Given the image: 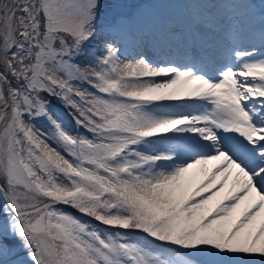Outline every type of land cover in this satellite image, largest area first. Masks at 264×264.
I'll use <instances>...</instances> for the list:
<instances>
[{
    "label": "snow or ice",
    "instance_id": "1",
    "mask_svg": "<svg viewBox=\"0 0 264 264\" xmlns=\"http://www.w3.org/2000/svg\"><path fill=\"white\" fill-rule=\"evenodd\" d=\"M104 7L0 0V264H264V5Z\"/></svg>",
    "mask_w": 264,
    "mask_h": 264
},
{
    "label": "rangeland",
    "instance_id": "2",
    "mask_svg": "<svg viewBox=\"0 0 264 264\" xmlns=\"http://www.w3.org/2000/svg\"><path fill=\"white\" fill-rule=\"evenodd\" d=\"M144 0H103L105 7L103 9V12L108 15V16H113V15H117V14H121V13H127L129 11L132 10V4L133 3H142ZM249 0H246V2H248ZM150 2V1H149ZM221 2H223V0H201V3L203 4V7H205L206 9L208 8H217L220 6ZM254 2H257L259 4H263L264 5V0H255ZM257 5V4H256ZM254 6V8L258 7ZM184 7L186 8V17L188 16V10L190 9H197L196 7H194L190 1L188 0H184ZM201 7V6H199ZM202 7V9H204ZM222 18V17H221ZM232 18V17H231ZM80 66L83 69L84 66L88 63H90V58L89 57H81L79 60ZM77 87H79L80 85L77 84ZM85 88H87L89 91H91L92 89L90 88V86L88 85H84ZM41 99L45 100L46 102L50 103L51 108L54 110V112L63 118L66 126L68 127V129L70 131H75L76 130V125L74 120L71 117V110L59 99L54 98L52 96H49L47 94L41 93ZM55 104V105H54ZM57 105V106H56ZM58 107L64 109L61 110ZM66 111H68L66 113ZM35 125L37 127V129L41 132L47 133L49 136L51 135V125L45 121V120H36ZM51 142V141H50ZM52 146L55 147V143L52 142ZM231 183V181H230ZM60 209L64 210L63 207H59ZM72 214V213H71ZM73 215V214H72ZM82 220H87L86 216H77L74 215ZM99 226V225H97ZM100 227V226H99ZM17 257H15L14 259H16ZM13 259V260H14Z\"/></svg>",
    "mask_w": 264,
    "mask_h": 264
},
{
    "label": "bare ground",
    "instance_id": "3",
    "mask_svg": "<svg viewBox=\"0 0 264 264\" xmlns=\"http://www.w3.org/2000/svg\"><path fill=\"white\" fill-rule=\"evenodd\" d=\"M150 1V2H149ZM190 3L196 7L197 9H202L203 4L201 0H188ZM255 0H249L247 3L250 5H259L255 9L258 11L263 4L253 3ZM222 3V2H221ZM141 4H144L146 18L151 19L154 15H166L169 16L176 21H178L183 26H188L189 17H186V8L184 7V0H144ZM201 6V7H199ZM206 9L205 7H203ZM223 21L227 22L232 20L234 22V18L224 16L221 18ZM247 23L253 28L256 29L259 27L260 19L259 15H248ZM207 39H212L209 36ZM135 55V52L131 46H127V50L125 51V56L131 58ZM149 56L151 57V52H149ZM231 181V180H230Z\"/></svg>",
    "mask_w": 264,
    "mask_h": 264
},
{
    "label": "trees",
    "instance_id": "4",
    "mask_svg": "<svg viewBox=\"0 0 264 264\" xmlns=\"http://www.w3.org/2000/svg\"><path fill=\"white\" fill-rule=\"evenodd\" d=\"M66 112H68V111H66ZM69 113V112H68ZM4 219H7V217L6 216H4ZM19 255L20 256H23L24 255V253H19ZM15 258V256H9V257H7L6 259L10 262L11 260H13Z\"/></svg>",
    "mask_w": 264,
    "mask_h": 264
},
{
    "label": "water",
    "instance_id": "5",
    "mask_svg": "<svg viewBox=\"0 0 264 264\" xmlns=\"http://www.w3.org/2000/svg\"><path fill=\"white\" fill-rule=\"evenodd\" d=\"M57 206H59V205H57ZM60 206H63V207H66L67 208V206H64V205H60ZM70 208V207H69Z\"/></svg>",
    "mask_w": 264,
    "mask_h": 264
}]
</instances>
